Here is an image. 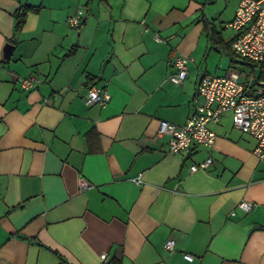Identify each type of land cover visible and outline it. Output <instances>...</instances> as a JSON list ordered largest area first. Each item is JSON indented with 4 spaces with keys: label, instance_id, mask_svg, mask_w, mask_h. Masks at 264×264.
I'll list each match as a JSON object with an SVG mask.
<instances>
[{
    "label": "crops",
    "instance_id": "crops-1",
    "mask_svg": "<svg viewBox=\"0 0 264 264\" xmlns=\"http://www.w3.org/2000/svg\"><path fill=\"white\" fill-rule=\"evenodd\" d=\"M236 3L0 0V264H264V160L252 136L231 111L208 122L212 146L173 153L157 133L162 119L185 123L202 74L239 66L234 34L224 36ZM21 5L37 10L14 32ZM179 55L187 76L176 83ZM92 84L107 89L105 104H85Z\"/></svg>",
    "mask_w": 264,
    "mask_h": 264
},
{
    "label": "built area",
    "instance_id": "built-area-1",
    "mask_svg": "<svg viewBox=\"0 0 264 264\" xmlns=\"http://www.w3.org/2000/svg\"><path fill=\"white\" fill-rule=\"evenodd\" d=\"M82 15L83 10L78 8L67 21L77 27ZM226 26L234 34L231 47L239 58V66L222 75L202 74L193 97V111L185 123L177 125L162 119L157 133L167 138V148L173 153L193 144L212 146L216 134L208 127V122L217 121L224 111H231L233 127L252 136L255 141L252 152L264 160V0H237L234 15ZM187 60L181 55L172 59L175 72L169 74L170 80L180 83L186 78ZM19 82L25 89L34 84L30 77H21ZM109 98L106 88L92 84L87 87L83 100L86 105H103ZM211 161L212 158L207 157L191 164L189 169L193 172ZM133 180L139 183L140 174ZM86 184L83 181V186ZM237 207L249 212L255 204L241 200ZM173 243L172 239L166 240L164 247L171 249ZM183 256L193 259L189 253ZM101 257L105 259L106 254H101Z\"/></svg>",
    "mask_w": 264,
    "mask_h": 264
},
{
    "label": "trees",
    "instance_id": "trees-1",
    "mask_svg": "<svg viewBox=\"0 0 264 264\" xmlns=\"http://www.w3.org/2000/svg\"><path fill=\"white\" fill-rule=\"evenodd\" d=\"M37 10L36 7L34 6H30V5H21L19 6L13 13V18H14V32H17L19 30H21V28L23 27L27 14L30 11H35ZM207 24V22H206ZM214 34H212L211 38L214 39L213 37ZM230 48H231V41L229 44ZM232 49V48H231ZM230 49V54H232V50Z\"/></svg>",
    "mask_w": 264,
    "mask_h": 264
},
{
    "label": "water",
    "instance_id": "water-1",
    "mask_svg": "<svg viewBox=\"0 0 264 264\" xmlns=\"http://www.w3.org/2000/svg\"><path fill=\"white\" fill-rule=\"evenodd\" d=\"M12 50H13V44H11L10 42H5L2 49L3 58L8 59L12 53Z\"/></svg>",
    "mask_w": 264,
    "mask_h": 264
},
{
    "label": "rangeland",
    "instance_id": "rangeland-1",
    "mask_svg": "<svg viewBox=\"0 0 264 264\" xmlns=\"http://www.w3.org/2000/svg\"><path fill=\"white\" fill-rule=\"evenodd\" d=\"M232 30L230 29V28H225V30H224V36L226 37V38H230L231 36H232ZM224 67H226V66H224ZM230 68H237V66H235L234 64L233 65H230V67H229V69ZM217 73H221V71L219 72H217Z\"/></svg>",
    "mask_w": 264,
    "mask_h": 264
}]
</instances>
